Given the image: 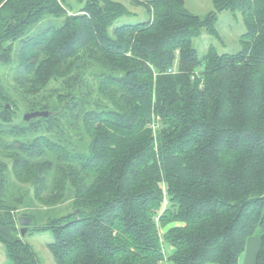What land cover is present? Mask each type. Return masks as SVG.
<instances>
[{"label": "trees", "instance_id": "trees-1", "mask_svg": "<svg viewBox=\"0 0 264 264\" xmlns=\"http://www.w3.org/2000/svg\"><path fill=\"white\" fill-rule=\"evenodd\" d=\"M132 1L148 18L114 25L129 13L115 0H0L8 259L42 264L21 213L51 232L56 264H159L163 242L172 264H238L258 233L264 264V0H211L245 32L202 56L193 38L217 35L215 13ZM34 110L49 114L25 121Z\"/></svg>", "mask_w": 264, "mask_h": 264}, {"label": "rangeland", "instance_id": "rangeland-1", "mask_svg": "<svg viewBox=\"0 0 264 264\" xmlns=\"http://www.w3.org/2000/svg\"><path fill=\"white\" fill-rule=\"evenodd\" d=\"M121 2L126 9L128 14L119 17L114 25H121L124 23H136L144 21L148 18V13L143 5L134 3L132 0H115ZM185 7L191 13L205 17L212 14H216L214 19V28L217 35L208 33L205 30L201 32L199 36L193 38V45L197 50V55L202 56L204 52L210 45H213L219 53H234L241 48V35L245 32V27L242 22L241 14L239 11L235 10H221L219 12H213L214 8L211 0H184ZM177 58L175 64L177 63ZM6 78H9L10 73H5ZM28 206H34V202L30 200ZM47 207H42L41 209H46ZM50 209V208H48ZM52 210L67 211V201L54 206ZM22 208L20 209V211ZM23 216L19 213L17 215ZM21 227V225L19 224ZM166 229L161 228V232ZM256 234V236H258ZM25 241H27L35 253L39 257L42 264H56L51 252L48 249L47 244L53 239L50 231L38 232L34 228L28 225L24 235ZM163 261V260H162ZM0 264H13L7 257L3 245L0 242Z\"/></svg>", "mask_w": 264, "mask_h": 264}, {"label": "crops", "instance_id": "crops-1", "mask_svg": "<svg viewBox=\"0 0 264 264\" xmlns=\"http://www.w3.org/2000/svg\"><path fill=\"white\" fill-rule=\"evenodd\" d=\"M258 246H259L258 236L249 237L246 242L245 250L239 257L238 264H255V258H256ZM163 251L165 257L163 261L159 262V264H172L168 260V257L172 254L173 247L169 243L163 242ZM207 264H216V263H207Z\"/></svg>", "mask_w": 264, "mask_h": 264}, {"label": "water", "instance_id": "water-1", "mask_svg": "<svg viewBox=\"0 0 264 264\" xmlns=\"http://www.w3.org/2000/svg\"><path fill=\"white\" fill-rule=\"evenodd\" d=\"M49 111L47 110H34V111H29V112H25L23 114V119L25 121L30 120L32 118L35 117H45L48 116ZM31 222V218L27 217V216H19L18 217V223L21 225V234L24 235L27 226L29 225V223Z\"/></svg>", "mask_w": 264, "mask_h": 264}, {"label": "built area", "instance_id": "built-area-1", "mask_svg": "<svg viewBox=\"0 0 264 264\" xmlns=\"http://www.w3.org/2000/svg\"><path fill=\"white\" fill-rule=\"evenodd\" d=\"M170 71V70H169Z\"/></svg>", "mask_w": 264, "mask_h": 264}]
</instances>
